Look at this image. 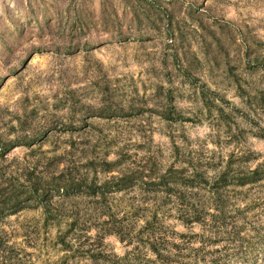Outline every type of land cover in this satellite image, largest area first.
<instances>
[{
	"label": "rangeland",
	"instance_id": "obj_1",
	"mask_svg": "<svg viewBox=\"0 0 264 264\" xmlns=\"http://www.w3.org/2000/svg\"><path fill=\"white\" fill-rule=\"evenodd\" d=\"M107 3L123 29L143 32L144 40H111L97 26L77 37L93 47L66 54L73 11L86 7L98 16ZM152 3L161 18L156 28L130 22L128 9ZM45 21L52 23V36L40 34ZM56 43L59 52L52 50ZM25 56L18 74L5 75L0 85V131L1 121L34 111V126L46 133L31 153L12 149L0 172L29 161L52 170L51 159L62 157L91 179L92 167L100 171L104 159L119 158L124 173L157 176L185 167L207 183L180 200L145 182L106 190L101 198L55 195L49 204L57 218L47 225L42 206L27 204L0 219V264H89L88 244L72 241L66 251L59 242L73 208L85 215L86 228L99 226L103 213L121 220L133 245L114 236L102 247L87 243L111 257L128 254L133 264L153 257L141 230L154 215L157 234L168 240L176 231L187 235L176 240L179 263L264 264V178L245 187L213 182L230 162L240 170L264 163V0H0V76ZM68 93L79 103L70 110ZM104 98L116 112L96 118ZM162 111L180 117L165 121ZM75 121L78 130H66ZM193 201L202 221L184 226L179 210Z\"/></svg>",
	"mask_w": 264,
	"mask_h": 264
},
{
	"label": "trees",
	"instance_id": "obj_2",
	"mask_svg": "<svg viewBox=\"0 0 264 264\" xmlns=\"http://www.w3.org/2000/svg\"><path fill=\"white\" fill-rule=\"evenodd\" d=\"M136 7H132L130 10L131 23H138V25H148L151 28H156L158 21H160L159 10L156 8V3L150 5L136 4ZM126 10V9H125ZM124 18H127L124 16ZM72 19L74 20L73 25L69 29V43L66 47V54L75 52L78 49L89 50L93 45L91 43H81L77 39L82 34L96 30L97 26H100L104 30L105 36L111 40L121 41L126 40L130 36L135 40H144L142 36H145L143 32L137 31V33L131 34L122 27L121 18L118 13L112 7V4H103L100 9L98 16L94 15L86 7H82L73 11ZM173 20H168V27L171 28ZM52 23L45 21L44 26L40 30V34H46L52 36ZM115 31V32H111ZM168 32L170 29L167 30ZM170 33V32H169ZM62 39L66 38L61 33ZM58 38V37H57ZM77 39V42L75 40ZM9 48V49H8ZM61 47L56 43L53 44L52 50L59 52ZM6 52L8 55L12 52L10 47L7 45ZM27 56H25L19 65H12L4 75L0 76V85L4 81L5 75L12 76L17 75L19 68L24 63ZM65 99L70 101V108H76L78 106L77 101H73V97L70 93L65 95ZM107 99L104 98L101 101L102 107L95 113L96 118L107 119L115 114V109H107ZM63 103H67L65 100ZM134 110V109H133ZM71 112V111H70ZM140 113V112H139ZM159 116L165 121H174L179 119L180 115L171 111H162L158 113ZM35 116L34 111L25 112L22 115H15L11 117L7 122L1 121L3 130L0 131V162L7 159L8 154L12 149L16 147H25L30 150V153L34 151V145L39 141L43 135H45V129H40L34 126L33 118ZM66 115H62L64 118ZM85 117V116H84ZM83 118V117H82ZM14 121L16 123H14ZM69 129L77 131L78 127L75 122H71L68 126ZM55 158L51 159V164L48 165L53 167L46 168V171H42L39 168L42 163L40 161H29L23 162L19 167H13L12 164L8 169V172H0V219L7 214H13L17 210L23 208L27 204L36 206H42L43 213L45 215V225L52 221L55 217L51 211L49 203L53 200L55 195L62 194V198L66 200H72L73 198L79 197L80 195H87L93 198H101L104 191H126L135 188L138 183L145 182L146 188L151 186H160L163 191L169 196H175L176 200L185 198V192H188L191 188L196 186L201 187L207 183V180L198 171L189 173L185 167L175 168L169 167L162 175H153L152 171L147 173L148 175L141 176V173L137 170H131L129 172H123L119 168L121 166V160L114 158L103 160L101 170L97 171L96 167H92L93 174L92 178L89 179L84 175H81L78 169L74 165H69L64 162L62 157L55 162ZM55 162V163H52ZM45 165V163H43ZM88 164H92V159H88ZM46 166V165H45ZM232 163H228L227 166L216 175L213 179L215 187L224 186L233 183L239 187H245L251 184H255L264 178V163H258L252 169L240 170L233 169ZM99 173L104 175L103 179L99 178ZM80 174V175H79ZM158 180L155 183V181ZM99 182L100 184L98 185ZM192 190V189H191ZM219 191V190H218ZM216 191L214 195L218 193ZM198 204L196 201L189 202V204H183L181 215L179 220L182 225L190 226L199 224L202 221V217L199 214ZM61 215V213L58 212ZM65 214V213H62ZM106 217L100 220L99 226L86 228L87 221L85 215H82L80 210L73 208L68 213L65 221V232L64 236L59 238V242L62 248L66 251H72V244L77 243L79 247L84 248L88 244L87 249V260L89 264H133L128 258V254L118 256L114 254L108 255L101 251H94L91 249L94 243H87L90 240L98 242L100 247L105 246V239L107 237L114 236L120 242L126 243L128 246L133 245L131 240H127L125 235V226L123 222L118 219H113L107 213H103ZM66 216V215H65ZM102 216V214H101ZM157 221L156 215L152 218L147 219L144 223L141 234L145 232V239L143 245L152 253L153 257L148 258L146 264H182L176 261V251L180 244L176 240H183L187 235L180 232L173 233L174 237L170 240L157 234L153 229ZM121 223V224H120ZM59 222L56 226H61ZM92 232V233H91ZM76 234L71 236V234ZM80 233L84 237L82 241L81 236H77ZM70 237L67 240V237ZM141 239L138 242H142Z\"/></svg>",
	"mask_w": 264,
	"mask_h": 264
}]
</instances>
